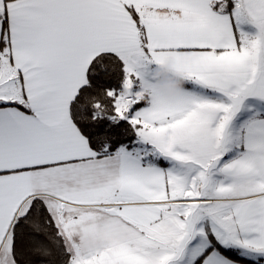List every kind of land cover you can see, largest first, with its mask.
Masks as SVG:
<instances>
[{
  "label": "snow or ice",
  "instance_id": "6c2138e0",
  "mask_svg": "<svg viewBox=\"0 0 264 264\" xmlns=\"http://www.w3.org/2000/svg\"><path fill=\"white\" fill-rule=\"evenodd\" d=\"M0 264H264V0H0Z\"/></svg>",
  "mask_w": 264,
  "mask_h": 264
},
{
  "label": "clouds",
  "instance_id": "9594fccd",
  "mask_svg": "<svg viewBox=\"0 0 264 264\" xmlns=\"http://www.w3.org/2000/svg\"><path fill=\"white\" fill-rule=\"evenodd\" d=\"M171 73L172 67L170 64L163 67L162 73H157L158 76H161V74L165 76L161 90L169 96L178 95L185 83L182 77L173 76Z\"/></svg>",
  "mask_w": 264,
  "mask_h": 264
},
{
  "label": "crops",
  "instance_id": "0c3cea01",
  "mask_svg": "<svg viewBox=\"0 0 264 264\" xmlns=\"http://www.w3.org/2000/svg\"><path fill=\"white\" fill-rule=\"evenodd\" d=\"M162 70H163V67L159 69V72L162 73ZM160 78H161L162 81H164L165 76L163 74H161Z\"/></svg>",
  "mask_w": 264,
  "mask_h": 264
}]
</instances>
